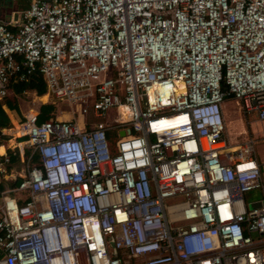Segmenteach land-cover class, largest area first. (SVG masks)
Wrapping results in <instances>:
<instances>
[{
  "label": "built area",
  "instance_id": "built-area-1",
  "mask_svg": "<svg viewBox=\"0 0 264 264\" xmlns=\"http://www.w3.org/2000/svg\"><path fill=\"white\" fill-rule=\"evenodd\" d=\"M15 27L0 100L37 73L73 113L5 129L0 264H264L260 164L222 110L264 126V0H29Z\"/></svg>",
  "mask_w": 264,
  "mask_h": 264
},
{
  "label": "rangeland",
  "instance_id": "rangeland-1",
  "mask_svg": "<svg viewBox=\"0 0 264 264\" xmlns=\"http://www.w3.org/2000/svg\"><path fill=\"white\" fill-rule=\"evenodd\" d=\"M111 77H114V74L112 73L110 75ZM9 97H13L14 94H12V91L9 92ZM17 103L19 112L18 114H23L25 111L29 109L38 110L39 104L42 102H50V98L43 97L42 99L36 98L35 94L26 91V92H20L19 94L15 95L13 97ZM237 105L234 103V100L231 98H227L222 103V110H223V116H224V122H225V134L228 137L230 143L232 145L235 144H243L245 139L251 138L253 140V152L254 156L258 161L264 160V138H262L261 134L264 129V126H261L260 124L255 122V118L253 115H244L242 114L239 109H237ZM56 111L54 112L56 115L59 116H71L73 105L70 107L66 103H60L55 104ZM59 111V112H58ZM115 115L114 108H109L105 112V116L102 118H99L101 121H108L111 120ZM15 118V116L13 115ZM81 115L77 114L76 118L79 120ZM264 133V132H263ZM19 164V167H25V164L23 163H17ZM261 180L264 183V168L261 170ZM15 196H25V193L21 191H16L13 193ZM250 199H260V193L258 190H251L246 193ZM182 200L181 197H175L167 199L166 201L168 203L176 202Z\"/></svg>",
  "mask_w": 264,
  "mask_h": 264
},
{
  "label": "crops",
  "instance_id": "crops-1",
  "mask_svg": "<svg viewBox=\"0 0 264 264\" xmlns=\"http://www.w3.org/2000/svg\"><path fill=\"white\" fill-rule=\"evenodd\" d=\"M28 2H29V0H0V22L6 23L11 29L16 28L15 26H17V23L19 21V13L23 9H25L27 7ZM27 91H29V90H27ZM22 92H26V91H22ZM30 92L34 93L33 91H30ZM35 96L38 99H42L43 97H45L44 94L41 95V96H38V95L35 94ZM45 99H46V97H45ZM42 103H45V102H42ZM1 109H2V111L5 113V115L9 119V126L5 127V128H2V132L4 134L2 133L0 135V151H2L3 149H6L7 151L8 150L9 151H13V150L10 149V146L15 144V142H17V140H19V138H17V140H14V137H11L9 134H6L7 130H5V129L6 128H11L15 124L17 119L13 117V113H12L13 111L12 110H9L4 105H1ZM53 110H54V112L56 111L55 107H54ZM35 111L38 112V110H35ZM54 112H53V114L56 115ZM21 115H22V113H21ZM56 117L58 119H69L71 116H67V115L66 116L65 115L64 116L63 115L59 116V115H56ZM81 120H82V118L80 117V119L78 121L80 122ZM10 131H11V129H10ZM13 135H15V134L13 133ZM24 151H27V150L25 149ZM11 156L16 157L15 161L11 160L12 167H13L12 171L14 172V177H16L15 178V180H16L17 178H20L22 173L25 172V167L23 169V167H19V164H18L17 165V169H16V164L19 163V162L23 163V160H24L25 157L23 156V159L21 160V158H19L17 156V154H14V155H11ZM258 163L260 164L261 170H263V168H264V160L258 161ZM12 182H14V181L12 180ZM1 184H3L4 186L7 185L6 181H2Z\"/></svg>",
  "mask_w": 264,
  "mask_h": 264
},
{
  "label": "trees",
  "instance_id": "trees-1",
  "mask_svg": "<svg viewBox=\"0 0 264 264\" xmlns=\"http://www.w3.org/2000/svg\"><path fill=\"white\" fill-rule=\"evenodd\" d=\"M27 90L33 91L38 96H41L45 93V85H44V82H43V80L39 74L36 73L34 76L29 78L25 82L16 81V82H12L10 84V91H12V94H14V96L19 94L22 91H27ZM13 97L11 98L9 96H5L4 98H2L0 100V129L9 126V119L5 115V113L2 111L1 105H4L9 110H12L13 111L12 113L17 120H20L22 118L21 114H18L19 109H18L17 103ZM54 107H55V105L50 103V102H45V103L40 104L38 107V112H39L38 120H42V119L51 117L53 115V112H54V110H53ZM108 139H109V143L111 145L110 134H108ZM27 155H28V150L24 151V157L25 158ZM15 159H16V157L11 156L12 161H15ZM31 165H39L38 158L35 154L30 156L29 166H31ZM19 180H20V178H17L14 182H11V183L16 184Z\"/></svg>",
  "mask_w": 264,
  "mask_h": 264
},
{
  "label": "water",
  "instance_id": "water-1",
  "mask_svg": "<svg viewBox=\"0 0 264 264\" xmlns=\"http://www.w3.org/2000/svg\"><path fill=\"white\" fill-rule=\"evenodd\" d=\"M228 97H230V96H228ZM119 134H122V132H119ZM255 205H257V204L256 203H253L250 206H255Z\"/></svg>",
  "mask_w": 264,
  "mask_h": 264
}]
</instances>
